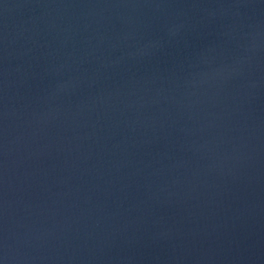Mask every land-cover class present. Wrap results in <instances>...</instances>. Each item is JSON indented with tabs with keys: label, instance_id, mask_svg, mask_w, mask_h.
Masks as SVG:
<instances>
[{
	"label": "water",
	"instance_id": "95a60500",
	"mask_svg": "<svg viewBox=\"0 0 264 264\" xmlns=\"http://www.w3.org/2000/svg\"><path fill=\"white\" fill-rule=\"evenodd\" d=\"M0 264H264V0H0Z\"/></svg>",
	"mask_w": 264,
	"mask_h": 264
}]
</instances>
